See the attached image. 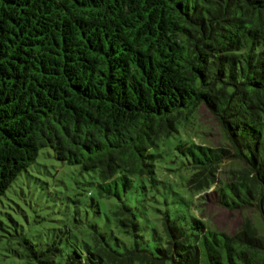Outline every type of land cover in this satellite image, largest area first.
<instances>
[{"label": "trees", "instance_id": "1", "mask_svg": "<svg viewBox=\"0 0 264 264\" xmlns=\"http://www.w3.org/2000/svg\"><path fill=\"white\" fill-rule=\"evenodd\" d=\"M201 104L220 145L191 140ZM193 127L174 147L191 199L172 189L169 203L161 146ZM43 148L93 187L73 200L72 226L45 237L10 218L17 259L264 264L251 217L226 233L194 199L210 190L264 221V0H0V199ZM226 161L236 165L221 175ZM145 179L162 200L138 207Z\"/></svg>", "mask_w": 264, "mask_h": 264}, {"label": "rangeland", "instance_id": "2", "mask_svg": "<svg viewBox=\"0 0 264 264\" xmlns=\"http://www.w3.org/2000/svg\"><path fill=\"white\" fill-rule=\"evenodd\" d=\"M194 122L200 131L194 133V127L190 130L189 136L171 138L161 146L162 159L159 170L160 180L164 181L163 189L169 191L164 197L168 198V202H172L174 196L172 189L176 192L180 189L181 195L190 198V194L185 187L186 171L180 167L181 158L175 150V145L180 140H188L192 137L194 142H203L208 145H220L222 136L220 128L211 112L201 104L197 111ZM238 164V163H237ZM236 162H224L219 172L223 175L224 171ZM93 178L90 174L82 173L78 166L61 162L53 156L52 152L43 148L34 162L33 166L23 171L11 184L6 193L0 199V264H27L11 255L9 245L7 244V236L10 231V218L15 219L24 228L29 235L36 237H45L53 226L66 223L72 226L73 221V200L77 197L85 199V192L93 187L91 183ZM142 180H138L140 185ZM145 195H142L143 202L134 201L138 207L149 204L151 196L154 193L157 197L161 194L162 184H159L160 191L145 179ZM186 190H185V189ZM211 189V188H210ZM144 191L143 187H139L135 192ZM79 192L81 194H79ZM176 197V196H175ZM203 199H200V198ZM162 200L161 196L159 200ZM175 199V198H174ZM197 201H202L198 211L199 217L206 220L214 228L226 233L235 232L241 225L244 217L248 216L254 222L259 234L264 236V221L258 211L251 210H229L220 206L213 192L207 190L194 197ZM200 199V200H198ZM111 202V201H110ZM101 206L106 205L105 200L100 201ZM172 204V203H171ZM91 211V210H90ZM91 220L100 219L90 218Z\"/></svg>", "mask_w": 264, "mask_h": 264}]
</instances>
